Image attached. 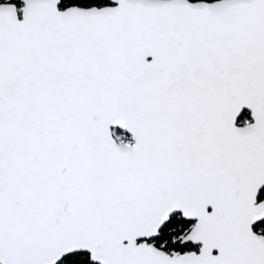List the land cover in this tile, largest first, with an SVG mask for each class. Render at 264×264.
<instances>
[{"label": "snow or ice", "instance_id": "snow-or-ice-1", "mask_svg": "<svg viewBox=\"0 0 264 264\" xmlns=\"http://www.w3.org/2000/svg\"><path fill=\"white\" fill-rule=\"evenodd\" d=\"M0 264H264V0H0Z\"/></svg>", "mask_w": 264, "mask_h": 264}]
</instances>
